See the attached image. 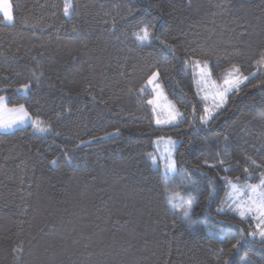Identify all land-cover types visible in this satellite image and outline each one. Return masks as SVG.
Instances as JSON below:
<instances>
[{
    "label": "trees",
    "instance_id": "1",
    "mask_svg": "<svg viewBox=\"0 0 264 264\" xmlns=\"http://www.w3.org/2000/svg\"><path fill=\"white\" fill-rule=\"evenodd\" d=\"M10 5L12 23H0V96L51 130L0 133V264H243L245 255L264 264L259 238L247 237L255 218L229 210L225 180L244 187L264 174V66L256 63L264 0H73L69 17L64 0ZM129 5L140 11L129 15ZM154 16L156 37L138 46L132 33ZM195 59L217 81L233 64L254 74L208 126ZM153 71L183 122L154 125L153 93L140 91ZM156 138L177 141L170 186L180 172L196 183L193 229L172 226L164 176L149 158ZM242 229L247 242L229 255Z\"/></svg>",
    "mask_w": 264,
    "mask_h": 264
},
{
    "label": "snow or ice",
    "instance_id": "2",
    "mask_svg": "<svg viewBox=\"0 0 264 264\" xmlns=\"http://www.w3.org/2000/svg\"><path fill=\"white\" fill-rule=\"evenodd\" d=\"M158 11L160 9L159 4L152 5ZM73 9V0H64L63 11L64 15L67 17L71 15ZM140 11L139 8H134L128 6L129 15H135ZM0 13L3 15V21L0 23H11L14 19L13 13L11 10V5L9 0H0ZM159 19V16H154L151 21H145L143 18L138 22L137 30L132 33L134 40L138 46H144L150 44V42L156 37V23ZM75 30V29H74ZM166 47H169L173 53L175 51L171 45L165 44ZM193 67L200 70L202 76V82L207 87L215 89L214 94L212 95V105L205 106L203 114L200 115L199 120L202 126H208L213 120H215L217 113L226 103L227 94L230 92H239L240 86L249 79V76L254 75L249 73L248 76L243 75L239 66L233 64L230 69L227 70L226 75L223 79L222 85H217L215 81H212L209 84L210 73L205 70L208 68L207 61L201 62L199 59L193 60ZM257 64L264 66V49H261L256 61ZM34 75V73H33ZM159 81V72L153 71L147 77L145 84L141 87L140 91L143 93L148 87L152 88V91L156 93L154 99L148 100V104L152 105L153 116L155 119V124L160 125H174L180 122H183V116L180 111L176 108L174 104L169 102L167 105H160L158 101L163 97L161 90V85ZM29 87L28 84L21 85V88L18 91L27 90ZM199 89V83H198ZM208 95H205L203 99L208 100ZM166 99V97H165ZM159 109V110H158ZM195 114H193L194 117ZM31 121V126L34 132L45 133L50 131V125L46 124L44 121L39 118L33 119L29 111L26 109L24 104H19L16 106L9 107L5 103V97L0 96V130H9L16 126H21ZM190 127L192 121H189ZM119 134V129L113 133H106L104 137H93V140L105 139L107 136H116ZM161 140L163 138H160ZM227 139V137H225ZM92 141H87L82 143H91ZM158 143V142H157ZM169 147H166L165 152L167 156L161 154V159L165 160L164 163V198L165 203L169 205L173 210H175L176 218L172 221V226L175 227L177 221L186 223L189 229H193L196 226V222L193 219L194 206L197 204V197L192 194L193 190L196 188V183L190 177L185 178V174L180 172L181 182L175 187L170 186V181L174 182L175 174L179 171L177 169V162L172 158L171 147H174L176 142L169 139L167 142ZM79 145H76L78 148ZM65 157L68 162L71 163L72 157L67 151L64 152ZM183 156V153H181ZM149 158L152 159L153 163L156 162L157 157L153 154H149ZM51 163L55 164L56 161L53 160ZM219 163L223 165L224 160H220ZM252 164L256 165L257 168L262 165H257L254 160L251 161ZM205 167L213 168L216 165L208 164L205 161ZM199 167V166H198ZM249 169L245 168V172H248ZM205 175V173H202ZM227 184L231 187V192L228 193V199L232 200V203L229 204V210L234 211L241 218H245L250 215H254L256 225L255 229L247 232V237L253 238V241L258 237L261 246H264V174L259 184H247L243 188L238 186L236 183H233L232 180H228L225 177ZM212 181L209 180V187L207 192V198L212 196ZM245 196L247 197L245 199ZM218 212H223V208H218ZM245 234L243 229L241 230L240 238L236 239L235 243L231 245V248L228 250L229 255L234 252H237L241 249L242 243H246ZM22 251V246L14 247L12 252L18 254ZM218 252L222 255L224 249L220 248ZM243 264H252L248 256L245 255L242 257ZM223 264H230L229 259L226 257L223 261Z\"/></svg>",
    "mask_w": 264,
    "mask_h": 264
},
{
    "label": "rangeland",
    "instance_id": "3",
    "mask_svg": "<svg viewBox=\"0 0 264 264\" xmlns=\"http://www.w3.org/2000/svg\"><path fill=\"white\" fill-rule=\"evenodd\" d=\"M67 17H69V16H67ZM195 69H196V68H195ZM205 71L208 72V73H210L209 84H210L212 81H215V82L217 83V85H222V84H223V79H224V77H225L226 74L224 75L223 79L217 81V80H215V79L213 78V76H212V74H211V71H210V69H209V66H208V68H207ZM195 76H196V87H197V91H198V93H199V95H200V97H201L203 103L205 104V106L207 105V106L210 107V106L212 105V103H213V101H212V95L214 94L215 89H212L211 87H207V86H205V84L202 82V76H201V74H200V70H199V69H196ZM158 82H159V81H158ZM198 83H199V89H198ZM160 85H161V83H160ZM147 89L150 90V91L153 93V99H154V98L156 97V93H154V92L152 91V88H151V87H148ZM161 90H162V93H163V97H161V99L158 101V103H159L160 105H162V106L167 105L169 102L172 103V101L166 96V94H165V92H164V90H163L162 85H161ZM26 92H27V90H24V91H22V94H26ZM230 93H231V92H230ZM230 93L227 94V97H228V95H229ZM205 95H208V97H209L207 101H205V100L203 99V97H204ZM165 97H166V99H165ZM226 99H227V98H226ZM172 104H173V103H172ZM150 108H151V113H152V120H153L154 125H155L156 127H168V126H174V125H177V124H174V125H160V126L156 125V124H155V119H154V116H153V111H152L153 106L150 105ZM158 110H159V109H158ZM35 133H36V134H39L40 132H35ZM169 139H171V138H163L162 140H161L160 138H156V139H154V141H153V151L151 152V154H153V155H155V156L157 157V160H156L155 163H153L152 159H150V161H151V163H152V167L154 168V170H158V171H160V173H161L163 176H164V167H163V166H164L165 160H164V159H161L160 157H161V154H164V156H167V153L165 152V149H166V147H169V146L167 145V143H166ZM171 140L176 142L175 146H174V147H171V149H170V150H171V154H172V158L174 159V152H175V149H176V147H177V141L174 140V139H171ZM157 142H158V143H157ZM241 188H243V187H241ZM229 192H231V187H230V186H229V191H228V193H229ZM246 198H247V197L245 196V199H246ZM226 200L228 201L229 204L232 203V200L228 199V194H227ZM252 216L254 217V215H252Z\"/></svg>",
    "mask_w": 264,
    "mask_h": 264
},
{
    "label": "crops",
    "instance_id": "4",
    "mask_svg": "<svg viewBox=\"0 0 264 264\" xmlns=\"http://www.w3.org/2000/svg\"><path fill=\"white\" fill-rule=\"evenodd\" d=\"M9 3H10V0H9ZM0 16L3 18L2 13H0ZM11 23H12V22H11ZM11 23H7V22H6V23H4V24L9 25V24H11ZM5 103L7 104L6 100H5ZM30 126H31V121H28V122L25 123L24 125L13 127L12 129H9V130H7V131H5V130H0V133H1V134H7V133H11V132H13V131L19 130V129H23V128L30 127Z\"/></svg>",
    "mask_w": 264,
    "mask_h": 264
}]
</instances>
